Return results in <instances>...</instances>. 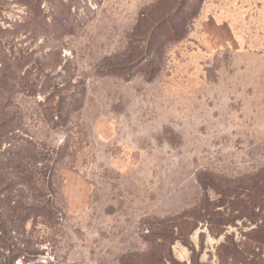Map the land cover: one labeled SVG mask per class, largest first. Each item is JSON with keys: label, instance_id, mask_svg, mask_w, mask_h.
Here are the masks:
<instances>
[{"label": "rangeland", "instance_id": "rangeland-1", "mask_svg": "<svg viewBox=\"0 0 264 264\" xmlns=\"http://www.w3.org/2000/svg\"><path fill=\"white\" fill-rule=\"evenodd\" d=\"M0 264H264V0H0Z\"/></svg>", "mask_w": 264, "mask_h": 264}]
</instances>
